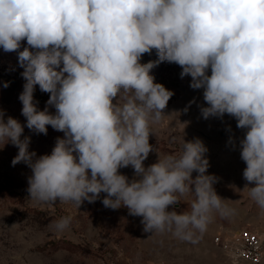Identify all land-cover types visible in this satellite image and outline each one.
<instances>
[{
	"label": "clouds",
	"instance_id": "obj_1",
	"mask_svg": "<svg viewBox=\"0 0 264 264\" xmlns=\"http://www.w3.org/2000/svg\"><path fill=\"white\" fill-rule=\"evenodd\" d=\"M24 40L18 62L26 127L64 134L51 154L36 158L30 137L21 139L24 126L0 112V142L18 148L12 166L31 168L30 199L79 208L105 193L103 205L142 217L144 232L172 231L192 242L214 213L229 216L234 210L206 174L201 140H183L179 155L144 165L155 150L151 126L174 95L150 72L168 62L182 68L181 78L191 77L192 89H203L204 119L228 114L245 130L243 178L254 185L245 188L264 209V0H0V48L15 52ZM153 49L158 59L140 63ZM37 85L54 114L38 110ZM128 166L131 180L118 171ZM189 193L187 210H168ZM70 222L63 217L55 229L63 232Z\"/></svg>",
	"mask_w": 264,
	"mask_h": 264
},
{
	"label": "rangeland",
	"instance_id": "obj_2",
	"mask_svg": "<svg viewBox=\"0 0 264 264\" xmlns=\"http://www.w3.org/2000/svg\"><path fill=\"white\" fill-rule=\"evenodd\" d=\"M24 47H28L26 40L21 41L15 52L0 48V82L11 87V91H0V112L4 113L5 121L10 116L24 126L21 139L30 137L29 151L38 158L51 154L56 139L64 134L51 126H47V135L26 127L19 100L26 81L18 62V51ZM157 59L153 49L150 54H143L140 63ZM181 71L175 63L162 62L150 72L155 83L163 84L174 95L162 120L151 126L153 135L149 143L155 150L144 161L145 167L155 163L158 156L179 155L183 140H201L207 148L206 174L216 178L213 185L216 193L234 210L227 217L214 213L209 224L221 223L229 230L252 227L264 232V209L249 198L245 187L254 185L243 178L246 164L240 156L239 142L245 130L237 128L236 119L228 114L204 119L201 107L207 104L203 89H192L191 77L181 78ZM34 93L49 99V94L41 92L38 85ZM40 104L38 110L47 108L55 113L54 106ZM17 154L18 148L11 142H0V264H211V251H216L212 230L198 233L196 242L180 239L172 231L146 233L142 217L130 215L126 207L106 208L102 203L105 193L94 203L84 201L79 208L70 202L57 200L52 204L30 199L28 178L32 171L23 162L12 166ZM118 171L129 180L134 178L131 166ZM196 175L193 172V178ZM179 199L181 202L169 206V211L187 210L193 197L189 193ZM63 217H71V222L63 232H58L55 222Z\"/></svg>",
	"mask_w": 264,
	"mask_h": 264
},
{
	"label": "built area",
	"instance_id": "obj_3",
	"mask_svg": "<svg viewBox=\"0 0 264 264\" xmlns=\"http://www.w3.org/2000/svg\"><path fill=\"white\" fill-rule=\"evenodd\" d=\"M213 241L231 264H264V233L257 228L220 231Z\"/></svg>",
	"mask_w": 264,
	"mask_h": 264
},
{
	"label": "crops",
	"instance_id": "obj_4",
	"mask_svg": "<svg viewBox=\"0 0 264 264\" xmlns=\"http://www.w3.org/2000/svg\"><path fill=\"white\" fill-rule=\"evenodd\" d=\"M207 229L208 230H212L211 231V236L214 237L215 232H217L218 230H219L218 232H220V231L228 230L229 228H226V226H224V224H221L220 223V224H209L207 226ZM212 241H213V239H212ZM213 245L216 247V251H213V252L211 251V257H212L211 258L212 259L211 264H231V262L229 261V259L224 254L223 250L219 246H217L214 243V241H213Z\"/></svg>",
	"mask_w": 264,
	"mask_h": 264
},
{
	"label": "trees",
	"instance_id": "obj_5",
	"mask_svg": "<svg viewBox=\"0 0 264 264\" xmlns=\"http://www.w3.org/2000/svg\"><path fill=\"white\" fill-rule=\"evenodd\" d=\"M5 83H3V82H0V91H11V87H7V88H5L3 85H4ZM34 100L35 101H37L38 103V105H41L40 103H42V105H44V104H47V100H48V98H45V97H43L42 95H36L35 93H34Z\"/></svg>",
	"mask_w": 264,
	"mask_h": 264
}]
</instances>
